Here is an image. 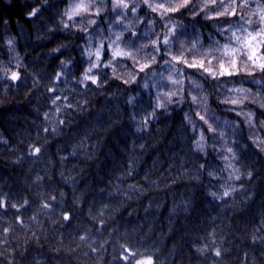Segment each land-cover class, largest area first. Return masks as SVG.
Here are the masks:
<instances>
[{"label": "clouds", "instance_id": "clouds-1", "mask_svg": "<svg viewBox=\"0 0 264 264\" xmlns=\"http://www.w3.org/2000/svg\"><path fill=\"white\" fill-rule=\"evenodd\" d=\"M0 122V264H264V0H0Z\"/></svg>", "mask_w": 264, "mask_h": 264}, {"label": "trees", "instance_id": "trees-1", "mask_svg": "<svg viewBox=\"0 0 264 264\" xmlns=\"http://www.w3.org/2000/svg\"><path fill=\"white\" fill-rule=\"evenodd\" d=\"M7 14L9 16H12V15H19L20 14V9H7ZM0 126H2V122H0Z\"/></svg>", "mask_w": 264, "mask_h": 264}]
</instances>
